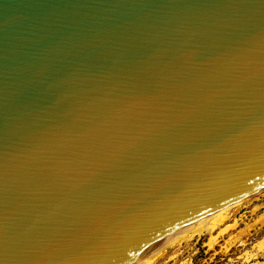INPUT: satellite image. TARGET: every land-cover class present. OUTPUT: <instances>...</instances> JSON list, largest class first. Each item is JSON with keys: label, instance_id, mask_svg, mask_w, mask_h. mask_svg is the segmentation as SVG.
Returning a JSON list of instances; mask_svg holds the SVG:
<instances>
[{"label": "water", "instance_id": "1", "mask_svg": "<svg viewBox=\"0 0 264 264\" xmlns=\"http://www.w3.org/2000/svg\"><path fill=\"white\" fill-rule=\"evenodd\" d=\"M264 186V0H0V264H126Z\"/></svg>", "mask_w": 264, "mask_h": 264}, {"label": "rangeland", "instance_id": "2", "mask_svg": "<svg viewBox=\"0 0 264 264\" xmlns=\"http://www.w3.org/2000/svg\"><path fill=\"white\" fill-rule=\"evenodd\" d=\"M226 210L130 264H264V188Z\"/></svg>", "mask_w": 264, "mask_h": 264}, {"label": "bare ground", "instance_id": "3", "mask_svg": "<svg viewBox=\"0 0 264 264\" xmlns=\"http://www.w3.org/2000/svg\"><path fill=\"white\" fill-rule=\"evenodd\" d=\"M264 188V186H262L261 188H259L257 191H259V190H261V189H263ZM257 191H255V192H257ZM254 192V193H255ZM252 195V194H251ZM250 195V196H251ZM255 195V194H254ZM249 196V197H250ZM245 200V199H244ZM241 201H243V200H241ZM241 201H239V202H241ZM239 202H237V203H239ZM236 204V203H235ZM235 204H233V205H235ZM232 206V205H231ZM228 207H230V206H227V207H225V208H222V209H219V210H217V211H215V212H213V213H211V214H209V215H206V216H204V217H201V218H199V219H197V220H195V221H193V222H191L190 224H188V225H186L185 227H182V228H180V229H178V230H176L175 232H173L172 234H170L169 236H167V237H165L164 239H162L161 240V243L163 242V241H165V244H166V241H169L170 240V242H172L171 240H177V238H178V240H180V238H188V237H190L193 233H197V232H199V231H201V226H203V224H204V222H206V220L208 221L209 219H211L212 217H214V216H218V214H220V213H222V212H224ZM227 211V210H226ZM225 213V212H224ZM205 225V224H204ZM175 240V241H176ZM159 243V242H158ZM164 243V242H163ZM164 244V245H165ZM156 245V244H155ZM155 245H153V246H151L150 248H148V249H146L145 251H143V252H141L140 254H138V255H136L135 257H133V258H131L126 264H130V263H132V262H134L135 260H137L138 258H140V257H142V256H145L146 255V253H148L149 251L151 252V250L154 248V246ZM163 245V244H162ZM158 248V247H157ZM160 248H161V244H160ZM157 250V249H156ZM159 250V249H158Z\"/></svg>", "mask_w": 264, "mask_h": 264}]
</instances>
